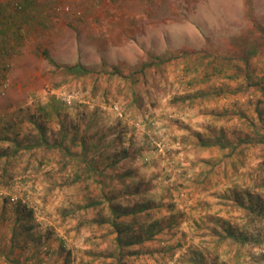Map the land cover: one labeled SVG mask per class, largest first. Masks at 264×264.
Instances as JSON below:
<instances>
[{
	"label": "rangeland",
	"instance_id": "obj_1",
	"mask_svg": "<svg viewBox=\"0 0 264 264\" xmlns=\"http://www.w3.org/2000/svg\"><path fill=\"white\" fill-rule=\"evenodd\" d=\"M0 32V264H264V0H0Z\"/></svg>",
	"mask_w": 264,
	"mask_h": 264
},
{
	"label": "trees",
	"instance_id": "obj_2",
	"mask_svg": "<svg viewBox=\"0 0 264 264\" xmlns=\"http://www.w3.org/2000/svg\"><path fill=\"white\" fill-rule=\"evenodd\" d=\"M254 51L255 50H253L252 52H254ZM254 54H256V51H255ZM156 59L160 61V58H156ZM223 60L224 59L221 60V63L226 62V61H223ZM245 61H246V59H245ZM150 64L153 65L152 63H150ZM211 64H213V62L210 59L209 62H208V66L211 65ZM232 64H233V60H231L230 58H228L227 59V62H226V66L228 67L229 65H232ZM226 66L223 65V64H216V65L212 66V69L213 70L211 71V75L216 74V75L220 76L222 74H225V71L228 70ZM145 67H147V65ZM66 71L69 72V73H71V74H73V75H76V76L87 75V74L90 73L88 70H86L81 65H75V66H71V67H66ZM206 75H208L207 72H206ZM248 75H249L248 72H246L245 73V76H246L247 79L250 80L251 78ZM258 113H259V117L262 118L261 117V112L259 111ZM218 141L220 143L222 140L219 138ZM222 148L225 149V146H222ZM257 182H258V184L264 185V178L258 180ZM259 198H255L256 204H252L251 206H246V208L250 211V213L255 214V216L257 218H261V216H262V214L264 212V210L262 209V207L259 206ZM144 210H145V208H144ZM226 231H227V236H225V239L226 240L228 238H230V239L235 240V242L241 243V244H247L251 240V238L249 236H247V235L244 236V234H242V233L235 234L234 232H232L231 230H229V228H227ZM120 239H121V235L119 233L118 236L116 237V241H118V244L122 243V241ZM64 264H72V259H71V256L70 255H67L65 257Z\"/></svg>",
	"mask_w": 264,
	"mask_h": 264
},
{
	"label": "crops",
	"instance_id": "obj_3",
	"mask_svg": "<svg viewBox=\"0 0 264 264\" xmlns=\"http://www.w3.org/2000/svg\"><path fill=\"white\" fill-rule=\"evenodd\" d=\"M3 32H4V30H3ZM0 34H1V32H0ZM5 44H1L0 45V47H2V46H4ZM2 48H4V47H2ZM1 50V49H0ZM7 51H2V53L0 52V56H1V54H5ZM1 69H2V67L0 66V75H3V74H1Z\"/></svg>",
	"mask_w": 264,
	"mask_h": 264
},
{
	"label": "built area",
	"instance_id": "obj_4",
	"mask_svg": "<svg viewBox=\"0 0 264 264\" xmlns=\"http://www.w3.org/2000/svg\"><path fill=\"white\" fill-rule=\"evenodd\" d=\"M68 9V8H67Z\"/></svg>",
	"mask_w": 264,
	"mask_h": 264
}]
</instances>
